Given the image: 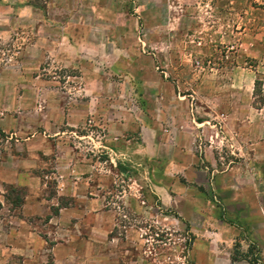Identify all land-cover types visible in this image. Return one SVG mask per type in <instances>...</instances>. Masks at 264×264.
<instances>
[{"label": "rangeland", "instance_id": "374dc122", "mask_svg": "<svg viewBox=\"0 0 264 264\" xmlns=\"http://www.w3.org/2000/svg\"><path fill=\"white\" fill-rule=\"evenodd\" d=\"M0 119V264H264V0H0Z\"/></svg>", "mask_w": 264, "mask_h": 264}, {"label": "crops", "instance_id": "0c3cea01", "mask_svg": "<svg viewBox=\"0 0 264 264\" xmlns=\"http://www.w3.org/2000/svg\"><path fill=\"white\" fill-rule=\"evenodd\" d=\"M3 114V112L1 113ZM4 115V114H3ZM0 122H4V119H0ZM258 154L261 156L263 155L264 156V151H258ZM262 158V157H260ZM264 158V157H263ZM0 163H4V161H1ZM249 166V165H248ZM251 167V165H250ZM259 167V166H257ZM260 168V167H259ZM0 175L2 177L3 180H18V172L16 173H13V175H8L7 174V168H4V167H1L0 168ZM12 178V179H11ZM236 185V184H234ZM255 184H252L251 186H247V187H244V186H235V190H233V195L235 196H239L237 197V201L235 203L237 209H240L245 205L249 208H251V211L253 212L252 214L254 215V217L257 219L258 221V224H259V227H260V232H262L264 234V224L262 221H259L260 219H258V211L256 210V203H257V197L258 195L261 196L262 193L258 190V188L256 187ZM259 191V192H257ZM263 196V195H262ZM255 198V200H254Z\"/></svg>", "mask_w": 264, "mask_h": 264}]
</instances>
